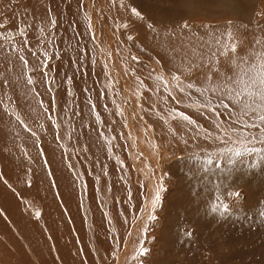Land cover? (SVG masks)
<instances>
[{
    "label": "rangeland",
    "instance_id": "374dc122",
    "mask_svg": "<svg viewBox=\"0 0 264 264\" xmlns=\"http://www.w3.org/2000/svg\"><path fill=\"white\" fill-rule=\"evenodd\" d=\"M128 1L0 0V24L5 26L0 33L13 34L0 38V175L16 190L0 181V209L7 214V219L0 217V264H264V145H248L256 154L224 153L239 145L208 134H222L214 123L228 121L231 107H220L219 93L202 92L207 77L215 81L246 67L234 68L232 59L253 53L264 57V0ZM121 3L139 5L143 18L151 16V34L154 28L171 34L165 36L166 46L134 38L110 48L106 42L117 23L107 29L103 16L113 12L128 26L133 25L129 18L138 25L143 20ZM95 11L97 23L106 29L100 31V48L90 30ZM51 18L57 20L55 29ZM235 20L233 27L226 24ZM184 23L226 28H200L192 38L185 33L191 28L181 27ZM20 28L29 41L23 50L27 66L19 61V51L11 50L20 44ZM219 35L229 45L227 59L213 40ZM33 52L42 64L39 73L33 72ZM252 62L259 66L264 59ZM170 69L180 76L181 87L196 85L186 89L187 98L173 87ZM157 75L168 82V92L157 90ZM204 97L213 101L212 108L201 107ZM173 108L196 123L173 117ZM137 122H142L139 128ZM212 153L217 158L204 164ZM158 190L161 199L153 209ZM221 203L231 210L213 211ZM149 215L156 219L148 220ZM141 248L148 251L141 253Z\"/></svg>",
    "mask_w": 264,
    "mask_h": 264
},
{
    "label": "snow or ice",
    "instance_id": "6c2138e0",
    "mask_svg": "<svg viewBox=\"0 0 264 264\" xmlns=\"http://www.w3.org/2000/svg\"><path fill=\"white\" fill-rule=\"evenodd\" d=\"M195 0H193V3ZM120 7H124L126 11H130L131 16L136 17L138 19H143L142 13L135 7L131 6L128 7L125 4L121 3ZM50 24L53 29L57 26V20L55 18L50 19ZM129 23H134L129 18ZM152 27L151 24L148 25ZM5 27L4 25L0 24V28ZM123 27L127 28L128 25L125 24ZM183 28H187V23L181 25ZM40 31H43L41 29ZM12 33H8L4 35L0 33V38L4 40H8L12 37ZM19 36H20V44H13L12 45V52L19 51L18 59L23 63L24 66L28 65V60L25 58L23 54L24 47L28 45L29 41L27 39V33L23 28L19 29ZM229 39H231V33L228 34ZM54 39V38H53ZM127 40L132 41L134 37L132 35L127 36ZM213 40L217 45H220L222 48V53L225 59L228 58V48L229 45L223 43L222 37L214 36ZM237 48L236 45H231V51L236 52ZM33 57H37L35 52L32 53ZM44 57H48V52L45 51L42 54ZM253 58L264 59V57L258 56V54L253 53L249 58H234L232 59V65L234 68H240L241 63H246V67L240 68V71H234L232 74L224 73L222 74L219 79L213 80L211 76L207 77V85L208 87H202V92H207L209 89L212 90L213 95L219 93V96H216V100L218 101L220 107H223L226 111L229 107H231V111L229 112V120L226 121L224 124L220 122H215L214 127L219 129L222 134H218L215 137L208 134L209 139H213L216 141H223L225 144H232V145H239V147H232V148H225V153H230L233 156H241L245 154H249L252 152H256L257 149L255 147H249L248 145L252 144H262L264 145V63H261L257 66L255 63L252 62ZM132 59L139 63V58L133 56ZM95 62L94 60L92 61ZM42 64L40 59L37 57L36 63L33 64V72L39 73ZM46 67V65H44ZM172 73V81L175 83L173 87L178 88L181 93L185 94L187 98L186 89H193L196 87L193 83H188L186 86H180V76L176 74L175 69L169 70ZM156 88L159 90L163 87L165 92H168L167 81L163 80L162 75H157L155 77ZM27 83L29 85H33V80L31 78L28 79ZM169 95L171 93L169 92ZM166 99V98H165ZM227 101V103H225ZM201 107L212 108L213 101L204 97L201 102ZM218 110V109H217ZM173 117L179 116L183 121H186L189 125L195 124L196 121L189 118V116L185 115L183 112H177L176 109L169 110ZM35 135V133H33ZM264 153V149L260 150ZM216 157V153H212L211 156L204 160V164H212L213 160ZM264 158V156H262ZM219 166V165H217ZM71 168V165H68ZM77 178L79 174H76ZM18 180L28 183L24 181L23 178H18ZM0 181H2L7 187H9L14 193L15 189L8 183V180L5 179L2 175H0ZM30 186V184H29ZM228 195L239 198V192H229ZM160 191L158 190L154 199L152 200L153 209L160 201ZM220 197H217L219 200ZM230 204L228 203H221L219 205H213V211L220 210L221 214L227 213L230 209ZM39 215V214H37ZM0 217H4L7 219L6 211L0 209ZM148 220H155L156 217L154 215H149ZM141 253H146L148 250L145 248L140 249Z\"/></svg>",
    "mask_w": 264,
    "mask_h": 264
},
{
    "label": "bare ground",
    "instance_id": "6f19581e",
    "mask_svg": "<svg viewBox=\"0 0 264 264\" xmlns=\"http://www.w3.org/2000/svg\"><path fill=\"white\" fill-rule=\"evenodd\" d=\"M125 1V0H124ZM131 1V0H130ZM130 1H128V2H130ZM162 1V0H161ZM182 1H184V0H182ZM242 1H245V0H242ZM98 2V1H97ZM132 2V4L134 3V4H136V2H138L137 0H132L131 1ZM175 2V4L177 3L176 1H174ZM173 2V3H174ZM246 2V1H245ZM250 3H251V1H249ZM172 3V4H173ZM185 3H186V1H185ZM188 3V2H187ZM195 3V2H194ZM244 3V2H243ZM124 4V3H123ZM138 4V3H137ZM140 4V3H139ZM189 4V3H188ZM171 5V4H170ZM169 5V6H170ZM179 5H180V3H179ZM204 5V4H203ZM130 6V5H129ZM132 6V5H131ZM130 6V7H131ZM139 5H137L136 6V8L138 7ZM141 6V5H140ZM181 6V5H180ZM196 6V5H195ZM200 6V5H199ZM263 6H264V4H263ZM143 7H145V6H143ZM142 7V8H143ZM185 7H187V6H185ZM110 8L112 9V10H116L117 9V7H116V5H114V3H110ZM177 8H178V6H177ZM195 8V7H194ZM237 8H239V7H237ZM245 8V7H244ZM141 9V8H140ZM171 9H173V7H171ZM186 9H188L189 10V8H186ZM191 9V8H190ZM196 9V8H195ZM202 9H204V6H203V8ZM206 9H207V7H206ZM210 9V8H209ZM176 10V9H175ZM198 10H200V9H198ZM228 10V9H227ZM240 10H243V9H240ZM247 10V9H246ZM262 10V9H261ZM140 11V10H139ZM143 12L144 11H146V10H142ZM150 11H152V10H150ZM190 11V10H189ZM192 11V10H191ZM191 11H190V14H191ZM195 11V10H194ZM197 11V10H196ZM204 11H205V9H204ZM263 11V10H262ZM97 12H99V11H95L94 12V15H93V20H94V24L92 23V22H90L91 24H90V30L93 32V34H94V43H95V45H97V47L98 48H100L101 47V45H100V39H101V41H102V43H103V37H102V33L100 34V31L101 32H105V27L104 26H106L107 27V29L109 28V26H111V25H113V23H117L116 24V27H114L113 28V26L115 25H113L112 26V28L114 29V32H113V36L112 35H109V33L107 34V35H109L110 37H111V41L108 43V42H106L107 44H109V46L110 45H115V44H117V42H120V43H124L125 41H127V36L128 35H132L134 38H136L139 42H141V41H145L146 42V44L147 43H149L150 41H154V42H158V43H161V44H163V45H165L166 46V44L164 43L165 41H166V37L165 36H170L171 34H170V32H168L170 35H166L165 34V31L164 30H160V29H156V28H154V29H152L153 31H152V34H151V32L149 31V24H148V19H149V22H150V17L151 16H146L145 18H143V20H139V25L136 23V22H134L133 23V25L132 26H128L127 28H125V27H123V25H125L123 22H122V20H121V18L119 19L113 12H112V14H110V15H106V16H103L102 17V21H103V23L102 24H104V26L103 25H101V23L99 22V23H97V19H96V17H97ZM178 12V11H177ZM181 12V11H180ZM180 12H178V13H180ZM188 12V11H187ZM193 12V11H192ZM199 12V11H198ZM254 12V11H253ZM258 12V11H257ZM37 13V12H36ZM163 13H165V12H163ZM171 14H172V12H170ZM175 13H176V11H175ZM177 13V14H178ZM201 13V12H200ZM215 13V12H214ZM236 13V12H235ZM260 13V12H259ZM155 14V13H154ZM162 14V13H161ZM177 14H175V15H177ZM183 14V13H182ZM193 14V16L195 15L194 14V12L192 13ZM249 14H251L252 15V13L250 12ZM258 14V13H257ZM47 15V14H46ZM179 15V14H178ZM187 15V14H186ZM198 15V14H197ZM203 15V14H202ZM201 15V16H202ZM227 15H229V14H227ZM226 15V16H227ZM260 15V14H259ZM262 15V14H261ZM157 16V15H156ZM225 16V15H224ZM223 16V17H224ZM230 16V15H229ZM237 16H239V15H237ZM254 16H256L255 14H254ZM100 17V16H99ZM183 17V16H182ZM231 17H234L235 19H237L235 16H231ZM241 16H239V18L238 19H240V20H238L237 19V21H239V23L240 22H242V18H240ZM168 18V17H167ZM167 18H165V19H167ZM174 18V17H173ZM175 18H176V16H175ZM178 18V17H177ZM180 18H181V15H180ZM199 18V17H198ZM221 18V17H220ZM225 18H227V17H225ZM234 18L232 19V20H234ZM263 18V17H262ZM147 19V20H146ZM197 19V18H196ZM214 19H215V17H214ZM230 19V20H231ZM258 20H259V18H257ZM154 20V19H153ZM156 20H158V19H156ZM156 20H154V21H156ZM183 20V19H182ZM210 20V19H209ZM219 20V19H218ZM223 20V21H222ZM229 20V19H228ZM261 20V19H260ZM260 20H259V22H260ZM98 21H100L99 19H98ZM113 21H115V22H113ZM166 21H167V23H166ZM166 21H164L166 24H169L168 22H169V20H166ZM185 21V20H184ZM188 21V20H187ZM221 21L222 22H224V18L223 19H221ZM152 22V21H151ZM163 22V21H162ZM205 22V21H204ZM219 22H220V20H219ZM218 22V23H219ZM258 23V21H254V23ZM42 23V22H41ZM152 23H154V22H152ZM221 23V22H220ZM235 23H236V20L233 22V21H231L230 23H226V24H228V25H230L231 24V26L232 25H235ZM246 23V22H245ZM247 23H249V22H247ZM241 24V23H240ZM252 24V23H251ZM263 24V23H262ZM174 25V24H173ZM228 25H227V27H228ZM175 26V25H174ZM179 26V25H178ZM93 27H95V28H93ZM101 27V28H100ZM156 27L158 28V25H156ZM176 27V26H175ZM180 27V26H179ZM188 27L189 28H191V30L190 31H186L185 33H188V34H186V35H188V36H190V34H191V36H192V38L193 37H195L196 36V33H198L197 32V30L199 29L200 30V28H206V29H209V30H213L214 28H224V32H225V28H226V25H217L216 27H214L213 26V23H206V24H201V25H194V24H190V26L188 25ZM233 27V26H232ZM89 28V27H88ZM160 28V27H159ZM174 28V27H173ZM230 28V27H229ZM241 28V27H240ZM168 29H170V28H168ZM175 30H176V28H174ZM181 29V28H180ZM179 29V30H180ZM206 29H204V30H206ZM218 29V30H219ZM110 30H112V29H110ZM241 30V29H240ZM173 31V30H172ZM171 31V32H172ZM217 31V30H216ZM239 31V30H238ZM133 32H135L134 34H133ZM176 32H177V30H176ZM184 32V31H183ZM213 32V31H212ZM215 32V31H214ZM220 32H223V30L222 31H220ZM137 33V34H136ZM172 33H174V32H172ZM177 33H179V32H177ZM176 33V34H177ZM184 33V34H185ZM228 33V32H227ZM179 34H181V33H179ZM184 34H181V35H184ZM210 34H212V36H213V33H210ZM216 34H217V32H216ZM91 35V34H90ZM173 35V34H172ZM200 35V34H199ZM218 35V34H217ZM223 35V34H222ZM228 35V34H227ZM239 35V34H238ZM237 35V36H238ZM176 36V35H175ZM220 36V35H219ZM243 36V35H242ZM92 37V36H91ZM177 38H179L178 37V35L176 36ZM176 37H174V38H176ZM185 37V36H184ZM183 37V40L182 41H184V38ZM221 37V36H220ZM226 37V36H225ZM224 37V38H225ZM229 37V36H228ZM100 38V39H99ZM106 38H107V36H106ZM189 38V37H188ZM187 38V39H188ZM192 38H191V40H192ZM243 38V37H242ZM119 39V40H118ZM207 39V38H206ZM223 39V38H222ZM228 39V38H227ZM169 41H172V40H170V37H169V39H168ZM167 40V41H168ZM174 40H177V42L179 41L178 39H174ZM225 40V39H224ZM108 41H109V39H108ZM168 41V42H169ZM181 41V42H182ZM188 41H189V39H188ZM213 41V40H212ZM211 41V42H212ZM228 41V40H227ZM172 42H174V41H172ZM180 42V41H179ZM206 42V41H205ZM226 42V41H225ZM170 43V42H169ZM168 43V44H169ZM204 43V42H203ZM202 43V44H203ZM208 43H209V41H208ZM195 44V43H194ZM242 44V43H241ZM103 45V44H102ZM170 45V44H169ZM183 45V44H182ZM100 46V47H99ZM168 46V45H167ZM179 46V45H178ZM197 46V45H196ZM183 47V46H182ZM193 47H195V46H193ZM107 48H109V47H107ZM110 48H112V46H110ZM192 48V47H191ZM169 49V48H168ZM183 49V48H182ZM87 50V49H86ZM172 50V49H171ZM186 50H188V48L186 49ZM190 50V49H189ZM195 50V49H194ZM177 51H179V50H177ZM176 51V52H177ZM182 51V50H181ZM108 52V51H107ZM185 52V51H184ZM198 52V51H197ZM142 59H144V58H142ZM116 80V79H115ZM108 86V85H107ZM118 87V86H117ZM110 89V88H109ZM121 92H123L122 90H121ZM122 94V93H121ZM124 94V93H123ZM125 95V94H124ZM126 96H127V94H126ZM125 96V97H126ZM134 98V97H133ZM132 98V99H133ZM124 101H126V100H124ZM127 102V101H126ZM136 117H138L137 116V114H136ZM138 121V120H137ZM139 121H140V119H139ZM141 121H142V119H141ZM139 123H142V122H137V128H139V125H141V124H139ZM136 126V125H135ZM136 128V129H137ZM136 129H135V131H136ZM138 131V130H137ZM224 146V145H223ZM227 146V145H226ZM261 146V145H260ZM251 147V146H250ZM228 148H230V147H228ZM183 149H185V148H183ZM189 149H191V148H189ZM151 150V149H150ZM178 151V150H177ZM182 151H185V150H182ZM151 152V151H150ZM155 152V151H154ZM180 151H178V153H179ZM152 153V152H151ZM225 153V152H224ZM252 153H255V152H252ZM256 153H258V152H256ZM255 153V154H256ZM138 154V153H137ZM140 154V153H139ZM155 154V153H154ZM153 154V156H155L156 157V155H154ZM176 154V153H175ZM189 154V153H188ZM141 155V154H140ZM143 155V154H142ZM179 155V154H178ZM183 155V154H182ZM181 155V156H182ZM187 155V154H186ZM196 155V154H195ZM254 154H252V156H253ZM263 155V154H262ZM185 156V155H184ZM188 156V155H187ZM135 157V156H134ZM142 157V156H141ZM179 157V156H178ZM231 157H233V155L231 156ZM254 157V156H253ZM262 157V156H261ZM135 159V158H134ZM192 159V158H191ZM229 159V158H228ZM234 159V158H233ZM237 159V158H236ZM243 159H244V157H243ZM255 159V158H254ZM140 160V159H139ZM138 160V161H139ZM232 160V159H231ZM248 160V159H247ZM252 160V159H251ZM136 161V160H135ZM233 161V160H232ZM236 161V160H235ZM261 161V160H260ZM259 161V162H260ZM141 162V161H140ZM156 162V161H155ZM154 162V163H155ZM228 162H229V160H228ZM239 162V161H238ZM249 162V161H248ZM53 163V162H52ZM226 163V162H225ZM230 163V162H229ZM240 163V162H239ZM254 163V162H253ZM257 163V162H256ZM261 163V162H260ZM139 163H137V165H138ZM146 164V163H145ZM232 164V163H231ZM241 164V163H240ZM263 164H264V162H263ZM141 165H142V167H143V164H142V162H141ZM53 166V165H52ZM232 166H233V164H232ZM232 166H229V167H232ZM245 166H246V164H245ZM141 167V168H142ZM145 167V166H144ZM235 170H238L237 168H236V164H235ZM233 167V168H234ZM247 167V166H246ZM245 168V167H244ZM250 168V167H249ZM260 169H261V167H259ZM264 168V167H263ZM140 169V168H139ZM143 169V168H142ZM226 169V168H225ZM240 170H241V168H239ZM252 170V169H251ZM138 171V170H137ZM143 171V170H142ZM223 171H224V169H223ZM249 171V170H248ZM261 171V170H260ZM263 172V171H262ZM161 173V172H160ZM227 173H229V171L227 172ZM237 173V172H236ZM260 173V172H259ZM258 173V174H259ZM143 174V173H142ZM263 174V173H262ZM127 175V174H126ZM231 175V174H230ZM235 175V174H234ZM251 176H252V174H250ZM256 175V174H255ZM261 174H259V175H257V176H259L260 178H261V176H260ZM264 175V174H263ZM226 176H228V174L226 175ZM224 177L223 179H225V178H227V177ZM231 176H233V175H231ZM230 176V178H232ZM237 176V174L235 175V177ZM240 176V175H239ZM257 176H255V177H257ZM129 177H132V176H129ZM234 177V178H235ZM238 177V176H237ZM237 177H236V179H237ZM244 177V176H243ZM247 177V176H246ZM254 177V178H255ZM238 178H240V177H238ZM253 178V177H252ZM258 178V177H257ZM256 178V179H257ZM264 178V177H263ZM233 179V178H232ZM128 180H129V178H128ZM225 180H227V179H225ZM235 180V179H234ZM241 180H243V179H241ZM240 180V181H241ZM251 180H253V179H251ZM262 180H264V179H262ZM127 181V180H126ZM133 181V180H132ZM131 181V182H132ZM220 181V180H219ZM244 181V180H243ZM243 181H241V182H243ZM254 181V180H253ZM257 181V180H256ZM261 181V180H260ZM129 182V181H128ZM230 181H228V183H229ZM235 182H237V181H235ZM246 182H248V180L246 181ZM211 183H213V181L211 182ZM222 183V182H221ZM231 183V182H230ZM238 183V182H237ZM236 183V184H237ZM240 183V182H239ZM260 183V182H259ZM262 183V182H261ZM218 184H220V182L218 183ZM225 184H227V183H225ZM224 184V185H225ZM233 184V183H232ZM235 184V185H236ZM257 184H258V181H257ZM222 185V184H221ZM230 185V184H229ZM244 185V184H243ZM246 185H251L250 183L248 184H246ZM253 185H254V183H253ZM252 185V186H253ZM260 185V184H259ZM135 186V185H134ZM251 186V187H252ZM263 186V185H262ZM132 187V186H131ZM237 187V186H236ZM240 187V186H239ZM250 187V188H251ZM261 187V186H260ZM244 188V187H243ZM255 188V187H254ZM264 188V187H263ZM262 188V190H264ZM246 189V188H245ZM258 189H260V188H257V190ZM135 190V189H134ZM252 190V189H251ZM254 190H256V189H254ZM261 190V189H260ZM131 192V191H130ZM135 192V191H134ZM246 192H248L247 190H246ZM245 192V193H246ZM256 192V191H255ZM264 192V191H263ZM244 193V192H243ZM251 193V192H250ZM252 194V193H251ZM156 195V194H155ZM243 195V194H242ZM245 195V194H244ZM63 196V195H62ZM261 196V195H260ZM151 197V196H150ZM247 197L248 196H246L245 198L247 199ZM252 197L254 198V195H252ZM252 197H251V199H252ZM257 196H255V198H256ZM149 198V197H148ZM244 198V197H243ZM258 198V197H257ZM64 199V198H63ZM232 199V198H231ZM230 199V200H231ZM250 199V198H249ZM248 199V200H249ZM250 199V200H251ZM257 199H255V201H256ZM259 200V199H258ZM147 201V200H146ZM252 201V200H251ZM235 202V201H234ZM244 202V201H243ZM246 202H247V200H246ZM253 202V201H252ZM251 202V204H255V203H252ZM239 203V202H238ZM248 203V202H247ZM258 203V202H257ZM260 204H261V202H259ZM258 203V204H259ZM67 204V203H66ZM244 205V204H243ZM248 205H246V207H247ZM253 205H251V207H252ZM258 206V205H257ZM261 206V205H260ZM87 207V206H86ZM148 207V206H147ZM250 207V206H249ZM254 207H255V205H254ZM259 208V207H258ZM243 209V208H242ZM249 209V208H248ZM257 209V208H256ZM256 209H254V210H256ZM231 210V209H230ZM244 211V210H243ZM142 214V213H141ZM71 215H72V213H71ZM226 215V214H225ZM250 215V214H249ZM258 215V214H257ZM113 216V215H112ZM259 216V215H258ZM73 218V217H72ZM129 219V218H128ZM262 219V218H261ZM264 219V218H263ZM115 221V220H114ZM264 221V220H263ZM128 222H129V220H128ZM115 223V222H114ZM112 224V223H111ZM114 225H116V224H114ZM114 227V226H113ZM129 229V228H128ZM161 230V229H160ZM115 231V230H114ZM197 231V230H196ZM121 232V231H120ZM127 232V231H126ZM162 232V231H161ZM160 232V233H161ZM159 234V233H158ZM162 235V234H161ZM123 253V252H122ZM160 256V255H159Z\"/></svg>",
    "mask_w": 264,
    "mask_h": 264
}]
</instances>
